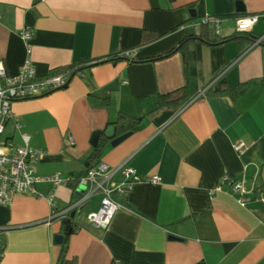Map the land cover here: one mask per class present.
<instances>
[{
    "label": "crops",
    "instance_id": "1",
    "mask_svg": "<svg viewBox=\"0 0 264 264\" xmlns=\"http://www.w3.org/2000/svg\"><path fill=\"white\" fill-rule=\"evenodd\" d=\"M252 15L258 20L248 34L264 38V0H0V62L8 76L29 61L44 77L128 51L134 61L147 60L176 47L189 28L197 33L205 19H221L218 35L230 38L235 19ZM23 29L32 35L29 53ZM143 31L163 36L138 48ZM193 50L195 95L178 109L156 103L184 86L179 54L97 65L65 89L12 103L18 128L8 121L0 141L11 143V152L27 138L30 149L43 153L35 175L64 181L84 172L93 137L119 115L142 118L137 132L115 147L108 142L99 160L110 168L127 161L142 181L128 196L115 197L121 207L104 231L86 220L99 208V196L71 212L76 231L64 247L62 220H49L47 199L61 210L87 186L78 184L74 194L67 185L37 184V197L0 206V264H264V40L241 55L233 41H196ZM240 84L234 101L221 94ZM96 92L108 94L110 105L96 104ZM238 143L245 145L241 154L234 150ZM224 174L242 182L248 203L227 187L217 190ZM154 177L157 183H150Z\"/></svg>",
    "mask_w": 264,
    "mask_h": 264
},
{
    "label": "built area",
    "instance_id": "2",
    "mask_svg": "<svg viewBox=\"0 0 264 264\" xmlns=\"http://www.w3.org/2000/svg\"><path fill=\"white\" fill-rule=\"evenodd\" d=\"M37 1V0H34ZM213 23L218 34V26L221 19H205ZM204 20V21H205ZM258 17L242 16L235 19V27L237 32L248 34L257 23ZM20 38L27 45V53L30 49V41L32 35L30 30L23 29L20 32ZM264 38L256 39L250 47H255L263 42ZM123 58L131 59L133 52H124L120 54ZM69 82V73L63 72L57 75H46L37 77L32 64L27 61L15 76H8L5 72L3 63L0 62V137L2 136L8 121H14L16 129L18 128L17 118L11 113V105L14 102L25 101L39 98L43 95L52 93L62 89ZM203 92H199L195 98L202 96ZM194 98V99H195ZM194 99L190 100L186 105L190 104ZM23 147L14 148L9 152L11 143L8 141H0V206H8L15 197H37L35 186L39 183L51 184L53 188L65 186L69 180H62L58 175L48 177H37L35 175L34 165L43 156V153L27 146V138H24ZM70 146L74 145L71 137L67 138ZM245 149V145L238 143L234 146V150L241 154ZM120 175L123 180L115 182L114 178ZM142 179L130 168L127 161L119 166L110 168L103 162H99L87 174L80 179L78 184L85 183L87 189L80 198L72 202L65 209L57 210L53 204V197H48V203L52 209L49 220L64 219L71 212L78 209L85 201L91 197L99 196L100 206L96 211L89 212L86 215L88 224L97 230H106L115 213L121 207L119 202L115 200L116 196L126 197L132 191L134 185ZM150 183H157V178L148 179ZM227 187L232 194L238 197L240 204L244 205L250 201L247 192L241 181L233 180L224 174L219 181L217 190ZM259 201L264 203V197H259ZM2 251H0V258Z\"/></svg>",
    "mask_w": 264,
    "mask_h": 264
},
{
    "label": "trees",
    "instance_id": "3",
    "mask_svg": "<svg viewBox=\"0 0 264 264\" xmlns=\"http://www.w3.org/2000/svg\"><path fill=\"white\" fill-rule=\"evenodd\" d=\"M168 1L172 3L174 0H168ZM195 20H196L195 18H190L187 22L195 23ZM162 36L163 35H157L149 31H143L140 36V43L138 48L150 44L160 39ZM196 41H199L202 44L208 46H216V45L224 44L226 42L233 41L237 44L239 48V55H241L242 53H244L245 50H247L251 46V44L254 42V39L252 38L251 35L241 32H236V34L230 38H221L218 34H216V28L213 25V23H211L208 20H205L199 23V30L197 33L194 32L192 28H189L185 38L176 47H174L164 55L147 60L134 61L132 59L123 58L120 55V53H117L108 56L102 60L96 61L93 64H90L88 62H83V63L73 64L68 67L58 68L51 71L48 75H57L59 73L68 72L69 82H70L76 75H79L84 71L91 69L92 67L97 65H102V64L115 65L121 61H127L129 63L154 62L158 60L168 59L176 54H179L182 60V70L185 80L184 86L181 89H178L177 91H174L172 93L166 95H160L156 103V108L172 106L178 109L182 105H184L189 99L193 98L195 95L193 85L196 83V68L194 61L195 57H194L193 44ZM244 86L245 84H240L237 86L229 87L221 94L228 96L230 100L234 101L238 97L240 90ZM92 98L99 106L107 107L110 105L109 95L103 92L93 93ZM141 120L142 118H130L124 115H119L116 122H114L113 124H109L110 127L114 128V136L112 139H108L104 136L105 131L101 132L98 144L96 145V147H94V151L91 154V156L86 160L84 172L76 179H70V181H68L67 186L74 192V194L76 192V188L78 186V182L80 181V179L84 177L90 169H92L96 164L100 162L99 160L103 147L113 139H116L128 133L132 134L134 132H137L140 128ZM123 199L124 198H122V201L124 203L125 199L124 200ZM61 231H62V235L64 236V243H63V247H64V244L67 241V239L76 231V225L73 219L70 217V214L67 215L64 219H62Z\"/></svg>",
    "mask_w": 264,
    "mask_h": 264
},
{
    "label": "water",
    "instance_id": "4",
    "mask_svg": "<svg viewBox=\"0 0 264 264\" xmlns=\"http://www.w3.org/2000/svg\"><path fill=\"white\" fill-rule=\"evenodd\" d=\"M69 83V82H68ZM68 83L62 88V89H65L68 85ZM130 135V133L128 134H125L121 137H118L116 139H113L111 142H110V145L112 147H115L117 146L119 143H121L123 140H125L128 136ZM104 136L108 139H112L113 136H114V128L113 127H108L106 129V131L104 132ZM99 137H100V133H97L94 137H93V140H92V146L93 147H96V145L98 144V141H99ZM74 214H71V217H73ZM62 236H59L57 237V240H56V243L57 244H61L62 242Z\"/></svg>",
    "mask_w": 264,
    "mask_h": 264
},
{
    "label": "rangeland",
    "instance_id": "5",
    "mask_svg": "<svg viewBox=\"0 0 264 264\" xmlns=\"http://www.w3.org/2000/svg\"><path fill=\"white\" fill-rule=\"evenodd\" d=\"M92 200H95V198H93Z\"/></svg>",
    "mask_w": 264,
    "mask_h": 264
}]
</instances>
